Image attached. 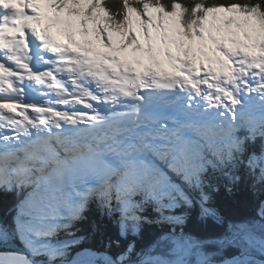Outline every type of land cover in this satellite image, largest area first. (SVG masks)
I'll return each instance as SVG.
<instances>
[{
	"label": "snow or ice",
	"instance_id": "obj_1",
	"mask_svg": "<svg viewBox=\"0 0 264 264\" xmlns=\"http://www.w3.org/2000/svg\"><path fill=\"white\" fill-rule=\"evenodd\" d=\"M238 163L264 185V0H0V190L18 198L0 241L27 250L0 264H63L72 244L56 236L92 200L122 228L150 206L172 225L101 264H264V200L216 238L231 250L219 259L175 214L199 193L201 215L222 222L206 175L238 181Z\"/></svg>",
	"mask_w": 264,
	"mask_h": 264
},
{
	"label": "trees",
	"instance_id": "obj_2",
	"mask_svg": "<svg viewBox=\"0 0 264 264\" xmlns=\"http://www.w3.org/2000/svg\"><path fill=\"white\" fill-rule=\"evenodd\" d=\"M141 43L143 44V40ZM233 170L234 174L240 177L238 181L225 176L223 171L210 170L206 175L205 192L209 196L207 206L215 210L222 222H218L211 215H201L199 193H190L194 201L191 207L182 205L175 210L176 215L186 216V223L181 226L183 231L207 245L217 259L230 255L231 250L215 251L216 238L225 233L230 222L255 217L260 201L264 200V185L254 188L253 178L242 163H238ZM17 203L16 194L0 190V221L11 223L16 214ZM142 216L148 217V220L130 221L122 228L120 213L116 208L106 209L95 200L89 201L79 218L71 220L70 227L61 230L56 236L57 241L72 244L65 254L63 264H76L82 254H91L94 263L101 264L96 259L99 254L106 253L115 259L126 252L130 245L134 246L132 258L135 259L137 253L151 249L157 240L172 228L168 223L159 222V213L153 211L151 206ZM69 232L72 233L71 236L68 235ZM7 240L5 234L4 241ZM11 250L27 251L19 239L10 243L0 241V252Z\"/></svg>",
	"mask_w": 264,
	"mask_h": 264
},
{
	"label": "rangeland",
	"instance_id": "obj_3",
	"mask_svg": "<svg viewBox=\"0 0 264 264\" xmlns=\"http://www.w3.org/2000/svg\"><path fill=\"white\" fill-rule=\"evenodd\" d=\"M56 27L59 28V29H56L55 30V33H57V35L59 34V32H65L66 31L61 26H56ZM78 31H82V30H78ZM85 39L87 41H93L94 42V38L91 35L88 36V37H86ZM99 45H102V44H99ZM115 47H116V49H120L119 43L115 44ZM121 52L124 53V55H126L131 60H133V59L134 60H137V59H142L143 60V58L147 56L146 52L145 53H140V54H133L132 48H129L127 51H121ZM157 59L160 60V62L163 65L164 69L170 70V66L167 64L166 60H164V58L162 57V55H158L157 56ZM76 264H95V263H94V260H93V256L91 254H82L78 258ZM256 264H259V261H257Z\"/></svg>",
	"mask_w": 264,
	"mask_h": 264
},
{
	"label": "bare ground",
	"instance_id": "obj_4",
	"mask_svg": "<svg viewBox=\"0 0 264 264\" xmlns=\"http://www.w3.org/2000/svg\"><path fill=\"white\" fill-rule=\"evenodd\" d=\"M149 65H151V61H150Z\"/></svg>",
	"mask_w": 264,
	"mask_h": 264
}]
</instances>
